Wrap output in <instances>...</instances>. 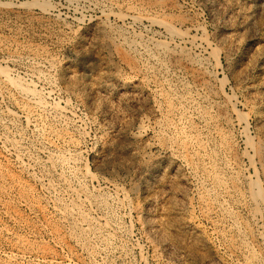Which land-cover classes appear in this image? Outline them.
<instances>
[{
    "label": "rangeland",
    "instance_id": "374dc122",
    "mask_svg": "<svg viewBox=\"0 0 264 264\" xmlns=\"http://www.w3.org/2000/svg\"><path fill=\"white\" fill-rule=\"evenodd\" d=\"M126 5L134 11L126 14ZM143 14L170 21L172 33ZM132 39L145 44L144 50L130 49ZM35 51L44 55L49 73L50 80H35L36 93L51 111L48 121L75 142L73 148L64 143L51 150H72L76 158L62 169L54 165L37 133L19 117L18 132L11 128L6 141L0 135V264H245L202 213L199 193L208 195L212 206L227 204L239 226L253 229L254 256L264 264L261 215L251 218L249 204L222 199L193 156L174 151L176 135L166 126L161 97L171 95L170 102L183 111L179 99L199 96L198 107L207 109L212 123L192 115V126L207 151L218 153L224 180L235 179L245 196L257 188L264 201L258 156L264 157V0H0V66L11 77L31 80L30 71L40 65ZM59 68L74 77L73 85L59 81ZM0 109H11L1 96ZM72 171L75 179L69 177ZM62 175L84 195L68 194ZM85 220L102 227L115 221L116 244L126 258L105 260ZM188 221L208 250L192 242Z\"/></svg>",
    "mask_w": 264,
    "mask_h": 264
},
{
    "label": "bare ground",
    "instance_id": "6f19581e",
    "mask_svg": "<svg viewBox=\"0 0 264 264\" xmlns=\"http://www.w3.org/2000/svg\"><path fill=\"white\" fill-rule=\"evenodd\" d=\"M66 1V0H65ZM111 2V1H110ZM34 5V4H33ZM37 5V4H36ZM128 5V4H127ZM125 6L124 10L127 13H130V12H133L134 9L131 8L130 6ZM137 9H140V8H137ZM142 10V9H141ZM136 11V10H135ZM144 11V10H143ZM138 12V11H137ZM142 12V11H141ZM145 13V12H144ZM148 14V13H147ZM147 14H143L145 16H141V18L143 19H148L152 24H155V25H161L165 30H167L166 32H169V33H172V30H171V27H170V24L169 22L167 23V21H163L161 19H159L158 17H152L151 15H147ZM138 15V14H137ZM131 16V15H130ZM140 17V16H138ZM139 18V19H141ZM165 18V17H164ZM138 19V18H137ZM133 20V19H132ZM147 20V21H148ZM136 21V20H134ZM132 21V22H134ZM150 24V23H149ZM151 24V25H152ZM103 25V23H102ZM105 27V26H104ZM109 27V26H107ZM111 27H109L108 29H110ZM103 29V28H102ZM126 31V30H125ZM102 32V31H101ZM121 32V31H120ZM124 32V31H123ZM105 33V31H104ZM113 33V32H112ZM126 33V32H125ZM175 33V32H174ZM109 34V33H108ZM117 34V33H116ZM133 34V33H132ZM167 35V34H166ZM103 36V35H102ZM107 36V35H106ZM121 36V35H120ZM120 36L117 35V37L120 38ZM136 37V35H134ZM169 37V35H167ZM174 37V35H172ZM177 37H181V35H176ZM175 36V37H176ZM187 36V35H186ZM183 37V41H186L188 40L187 38ZM111 37V36H110ZM117 37L113 38L116 39ZM126 37V36H125ZM105 39V38H104ZM110 39V38H108ZM123 39H125L123 37ZM128 39V38H127ZM139 39V37H138ZM141 39V38H140ZM176 39V38H174ZM179 39V38H178ZM107 40V38H106ZM121 42L124 41L122 40V37H121ZM150 40V39H149ZM152 40V39H151ZM172 40V39H170ZM109 41V40H108ZM113 41V40H112ZM128 40H126L127 42ZM142 41V39H141ZM147 41V39H146ZM2 42V41H1ZM110 42V41H109ZM107 42V43H109ZM125 42V44H126ZM139 42V41H138ZM148 42V41H147ZM4 43V42H3ZM130 43V44H129ZM144 43V42H143ZM142 43V44H143ZM151 43V42H150ZM12 44V43H11ZM16 44V43H15ZM110 44V43H109ZM114 44V43H113ZM128 44L131 46L130 49H133V50H137L138 48H141L144 50V45H141L139 43L136 42V40H130V42H128ZM192 44V43H191ZM10 45V44H9ZM17 45V44H16ZM20 45V44H19ZM111 45V44H110ZM124 45V44H123ZM155 45H156V42H155ZM193 45V44H192ZM3 46V45H1ZM127 46V45H126ZM157 46V45H156ZM164 47H166L165 45H163ZM162 46V47H163ZM9 47V46H8ZM11 47V46H10ZM23 47V46H21ZM27 47V46H26ZM155 47V46H153ZM158 47V46H157ZM16 48V47H15ZM105 48V47H104ZM111 48V47H110ZM129 48V47H128ZM150 48V47H149ZM159 48V47H158ZM12 49V48H11ZM14 49V48H13ZM26 49V48H25ZM121 49V48H120ZM17 50V49H16ZM15 50V51H16ZM19 50V49H18ZM122 50V49H121ZM129 50V49H128ZM129 50V52H132V53H135V51L133 52ZM139 50V49H138ZM150 50V49H149ZM161 50V49H160ZM13 51V50H12ZM20 51H22L20 49ZM26 51V50H25ZM24 51V52H25ZM29 51V50H28ZM147 51V49H146ZM154 51H155V48H154ZM165 51V50H164ZM179 51V50H178ZM183 51V50H182ZM19 52V51H18ZM23 52V51H22ZM32 52V51H30ZM115 53V51H113ZM145 52V51H144ZM162 52V51H161ZM166 52V51H165ZM184 52V51H183ZM11 53V52H10ZM37 53L35 56L37 57V59L39 60V62L37 64L40 63V65H37V66H33L32 68V72L31 73V80L30 79H22V78H14V77H11L9 75V72L10 71H7L8 69L6 67H2L0 66V96L5 99L8 104H10L11 106V109H6L5 111H2L0 109V132H2L0 135L2 136V138L6 141V140H9L8 139V136H5L8 131L10 132L11 128L18 132L19 131V127L20 125L18 126L16 124L17 120L16 118L19 117L21 119H23L26 124L28 125L27 127L31 128L35 134L37 133L36 135V139L39 140L40 144L42 145V149L44 151H50V153H48L49 155L51 154L50 156V162H54L53 164L54 165H57L58 167H60V169L63 168V166H65L66 164L68 165L69 162L75 160L76 158V155L75 153H73L72 150H62V151H58V153L56 154H53V151L51 150L52 148H56L58 147V144H67L69 147L73 148L75 146V142L73 141L74 139H72L66 132L61 131V129L59 130L58 127H56V125L54 123H51L49 122L48 120V116H50V110L47 108V105H46V102L45 100L43 99V97L39 96L37 93H36V89H35V84H36V81H48L50 80L49 79V73H45V68L44 66L46 65V60H45V57L44 55H41L39 53L41 52H36ZM128 53V52H127ZM158 53V52H157ZM156 53V54H157ZM179 53V52H178ZM34 54V53H33ZM138 54V53H137ZM140 54V53H139ZM146 54V53H145ZM153 54V53H152ZM10 55V54H9ZM30 54H28L29 56ZM141 55V54H140ZM159 55V54H157ZM148 56V55H147ZM155 56V55H154ZM160 56V55H159ZM166 56V55H165ZM213 56V55H212ZM26 57V56H25ZM33 57V56H32ZM112 57V56H111ZM146 57V56H145ZM150 57V56H148ZM158 57V56H157ZM198 58V57H197ZM34 59V58H33ZM130 59V58H129ZM153 59V58H151ZM157 59V58H156ZM160 59V58H159ZM212 59V58H211ZM131 60V59H130ZM162 60V59H161ZM160 60V62H161ZM32 61V60H31ZM145 61H146V58H145ZM156 61V60H155ZM163 61V60H162ZM201 61V60H200ZM29 62V61H28ZM196 62V60H195ZM158 63V62H157ZM164 64V62H162ZM161 63V64H162ZM31 64V63H30ZM59 64V63H58ZM145 64V63H144ZM149 64V62H148ZM160 64V63H159ZM162 64V65H163ZM33 65V64H32ZM31 65V66H32ZM62 65V64H61ZM68 65V64H67ZM152 65V64H151ZM116 66V65H115ZM150 66V65H148ZM62 67V66H61ZM146 67V66H145ZM153 67V66H152ZM157 67V66H156ZM159 67V66H158ZM149 68V67H148ZM117 69V68H116ZM150 69V68H149ZM159 69V68H158ZM162 69V68H161ZM31 70V69H30ZM47 70V69H46ZM148 70V69H147ZM149 71H152L151 69ZM157 71V70H156ZM165 71V70H164ZM148 73V72H147ZM162 74V73H161ZM79 75V74H78ZM161 76V75H160ZM58 79L61 83L63 84H68V85H73V79H69L67 77V74L65 72V70L59 68L58 70ZM36 80V81H35ZM77 82V80H76ZM74 82V83H76ZM160 82V81H159ZM50 84V83H49ZM77 84V83H76ZM75 84V85H76ZM161 84V83H160ZM163 84V83H162ZM156 85V84H155ZM164 85V84H163ZM170 87V86H169ZM208 87V86H207ZM159 89V88H157ZM163 89V88H161ZM169 90L170 92V89H167ZM159 92V90H158ZM161 92V90H160ZM159 92V93H160ZM163 92V90H162ZM165 92V91H164ZM168 92V91H167ZM168 92V93H169ZM157 93V91H156ZM174 93V92H173ZM172 93V94H173ZM176 93V91H175ZM186 93V92H185ZM40 94V93H39ZM180 94V93H179ZM189 94V92H188ZM161 97H163V99H165L166 101V118L164 119L166 121V126L173 132L172 134H175L176 137H175V141L173 142L174 145H173V149L174 151H184L187 155H189L191 158L193 156V160H195V164H196V167L200 168V170H202V172L206 175V178L209 180V184L214 188V191L216 190L218 193V196H221L222 199H237V203H238V200L239 201H243L242 203L244 205H247L249 204L250 206L248 207L249 209V214L251 215V218H256V214H259L261 215V220L264 222V209H262L263 206L262 205V202L263 199L262 197H260V192L257 190V188L252 192L250 193L248 196H245L243 194V192L241 193L240 190L238 189V186L235 185L234 181H236L234 179V181H230L229 182H226L223 178L222 175L223 172L219 169V167L217 168L216 166V162H217V157L215 155H217L216 153L212 154L210 152L207 151V148L205 146V143H204V140H202L199 135V132L197 130L194 129V124L192 126V121L193 119L195 118V116H198V118L202 119L207 125H209L210 123H212L210 121V117L207 118V113L206 110L205 112L201 111L200 108L199 109V105L197 103V98L196 97H199V96H185V97H182L181 99V102H180V99H179V103L180 104L179 106L180 107H183L185 110H181L180 108H178V105L177 107L173 104V102H170V96L166 93L165 95L163 93H161ZM154 96V95H153ZM183 96V95H182ZM160 97V96H159ZM204 97V96H203ZM45 98V97H44ZM175 97H173L174 99ZM176 99V98H175ZM157 100V99H155ZM154 101V100H153ZM159 102V101H158ZM163 102V100H162ZM161 102V103H162ZM175 102V100H174ZM204 102V101H203ZM95 103V102H94ZM202 103V102H201ZM48 104V103H47ZM160 104V103H159ZM49 105V104H48ZM51 107V106H50ZM52 110V109H51ZM54 110V109H53ZM57 110V108H56ZM188 110H191L189 112H191L189 115L186 114V112ZM164 111H165V108H164ZM57 112V111H56ZM55 112V114H56ZM62 113V112H61ZM54 114V116H55ZM192 115H194V118L192 117ZM210 115V114H209ZM59 116H61L59 114ZM206 117V118H205ZM57 119V118H56ZM51 120V118H50ZM199 120V119H198ZM213 120V119H212ZM7 121V122H6ZM53 121V120H52ZM214 121V120H213ZM19 122V121H18ZM59 123V122H58ZM204 123V124H205ZM19 124V123H18ZM165 124V123H164ZM214 124V123H213ZM163 127V126H162ZM217 127V126H216ZM189 128V129H188ZM215 128V127H213ZM219 128V127H218ZM22 129V128H21ZM164 129V128H163ZM185 129H188V130H191L190 133L186 134L185 132ZM167 129L165 128L164 131H166ZM169 130V131H170ZM211 130V129H210ZM215 130V133L213 132V134L216 135V137H218L220 139L223 138V135L221 134L222 130H218V129H214ZM213 130V131H214ZM163 131V132H164ZM168 131V130H167ZM12 132V131H11ZM22 132V131H21ZM161 132V131H159ZM162 132V133H163ZM188 132V131H187ZM14 133V132H13ZM166 133V132H165ZM212 133V132H211ZM5 134V135H4ZM171 134V135H172ZM210 134V133H209ZM9 135V134H8ZM170 135V134H169ZM171 135L169 137H171ZM10 136V135H9ZM13 136V134H12ZM11 136V137H12ZM15 136V135H14ZM138 136V135H137ZM204 136V135H203ZM20 137L17 135V138ZM33 137V136H32ZM205 137V136H204ZM211 137V136H210ZM16 138V139H17ZM21 138V137H20ZM35 138V137H34ZM136 138V137H135ZM164 138V137H163ZM167 138V137H166ZM165 138V139H166ZM206 138V137H205ZM11 139V138H10ZM14 139V138H13ZM35 139V140H36ZM174 139V137H173ZM211 139V138H210ZM215 139V138H213ZM212 139V140H213ZM22 140V139H21ZM20 140V141H21ZM168 140V139H167ZM169 140H172L171 138H169ZM221 140V139H220ZM30 141V140H29ZM32 141V139H31ZM165 143H166V140H164ZM228 141V140H227ZM16 142V141H15ZM170 142V141H169ZM214 142V141H212ZM216 142V141H215ZM220 142V141H219ZM218 142V143H219ZM222 142V141H221ZM14 143V142H13ZM18 143V142H17ZM30 143V142H29ZM228 143V142H227ZM38 144V143H37ZM172 144V143H170ZM220 144V143H219ZM219 144H217V146H219ZM225 144V142H224ZM18 145V144H17ZM15 145V146H17ZM11 146V145H10ZM213 146V145H212ZM216 146V147H217ZM12 147V146H11ZM21 148V146H19ZM33 147H34V144H33ZM168 147V146H167ZM171 147V145H170ZM214 147V146H213ZM225 147V146H224ZM19 148V149H20ZM24 148V146L22 147ZM40 148V147H39ZM210 148V147H209ZM223 148V147H222ZM12 149V148H11ZM30 149V148H29ZM35 149V147H34ZM213 149V148H212ZM221 149V148H219ZM218 149V150H219ZM225 149V148H224ZM222 149V150H224ZM232 149V148H231ZM14 150V149H13ZM28 149H25L24 151H26ZM42 150V151H43ZM59 150V149H58ZM215 150V148H214ZM41 151V150H40ZM52 151V153H51ZM57 151V150H56ZM172 151V150H171ZM170 151V152H171ZM210 151V150H209ZM212 151V150H211ZM14 152V151H13ZM17 152V151H16ZM224 152V151H223ZM222 152V153H223ZM227 152V151H226ZM180 153V152H179ZM184 153V156L182 155V157H185ZM17 154V153H16ZM26 154V153H25ZM32 154V153H30ZM182 154V153H181ZM227 154V153H226ZM18 155V154H17ZM262 154L259 153L258 156L260 158V161H261V173H262V177H264V157L263 155L261 156ZM23 156V155H22ZM220 156V155H219ZM30 157V156H29ZM28 157V158H29ZM32 157V155H31ZM109 157V156H108ZM222 157V156H221ZM47 158V157H46ZM154 159V158H153ZM224 159V158H223ZM77 160V159H76ZM187 160V159H186ZM185 160V161H186ZM44 161V160H43ZM191 161V160H190ZM234 161V160H233ZM47 162V160H46ZM45 162V163H46ZM75 162V161H74ZM187 162V161H186ZM193 162V161H192ZM219 162V161H218ZM44 163V162H43ZM151 163V162H150ZM156 163V160L152 163L154 164ZM234 163V162H233ZM75 164V163H74ZM119 164V163H118ZM191 164V162H190ZM232 164V163H231ZM231 164H226L227 166H231ZM53 165V166H54ZM193 165V164H192ZM39 166V165H38ZM51 166H52V163H51ZM237 166V165H235ZM67 167V166H66ZM71 167V166H70ZM151 167V166H150ZM195 167V168H196ZM225 167V166H224ZM46 169V168H45ZM53 169V168H52ZM73 169V168H72ZM77 169V168H76ZM153 169V168H152ZM225 169H228L225 167ZM231 169V168H230ZM61 171V170H60ZM59 171V172H60ZM70 171V170H69ZM231 171V170H229ZM48 172V171H47ZM197 172V171H196ZM67 173V172H66ZM70 175L69 177H72L73 179H75V176H74V171L72 172H68ZM67 173V174H68ZM79 173V172H78ZM232 173V172H231ZM231 173L229 174V176L231 175ZM85 175V174H84ZM200 175V174H199ZM203 175V176H204ZM82 176V175H81ZM86 176V175H85ZM229 176H227V178H229ZM235 176V175H234ZM79 177V176H78ZM231 177V176H230ZM233 177V176H232ZM231 177V178H232ZM60 184L64 187V189L68 192H71V193H74V195L76 194L75 192H77L76 190H79V189H74L73 186L69 185L66 183V180L68 179V176H65V175H62L60 176ZM80 178V177H79ZM199 179H202V176L201 178ZM230 179V178H229ZM203 180V179H202ZM201 180V181H202ZM205 180V179H204ZM203 180V181H204ZM78 181V180H77ZM79 182V181H78ZM84 182V181H83ZM200 183V182H199ZM203 183H207L208 182H203ZM237 183V181H236ZM78 184V183H77ZM81 184V183H80ZM83 185V184H82ZM202 186V183L199 184ZM209 185V186H210ZM85 187V185H83ZM82 186H80L79 188H81ZM200 187V186H199ZM211 187V189H212ZM83 188V187H82ZM201 188V187H200ZM252 188V187H251ZM254 188V187H253ZM135 189V188H134ZM198 189V188H197ZM206 189V188H204ZM210 189V188H209ZM208 189V190H209ZM49 190V189H48ZM243 190V189H242ZM80 191V190H79ZM137 191V190H136ZM204 191V190H203ZM202 191V192H203ZM211 191V190H210ZM245 191V190H243ZM200 192V191H199ZM209 191H206L205 193H208ZM212 192V191H211ZM79 193H83L84 195V192L81 190ZM198 193V191L196 192ZM214 192L211 193V195L213 194ZM88 194V193H87ZM198 195V194H197ZM74 197V196H73ZM72 197V198H73ZM200 198V206H201V211L202 213H204L206 215L207 218L211 219L212 222H213V225H214V228L217 230L219 236L223 239V241L226 243V245L228 246V248H230L232 250L233 253H236L237 255L241 256L245 262V264H259V258H256V256H254V250H253V243L257 241L256 237L252 236L251 233H252V230H251V227L249 225H246V226H239V222L237 221L236 219V215L235 216V219L233 218V216H231L229 213L230 211L228 212V209H226L227 207V204L226 206H222V201H218L217 204L221 203L220 206H212L210 204V201L209 200V196L208 195H205V194H201L199 193V196ZM75 199L77 200V197H75ZM74 199V200H75ZM86 199V198H85ZM95 199V198H94ZM97 199V198H96ZM216 199V197H215ZM78 200L80 201V199L78 198ZM102 200V199H101ZM214 200V199H213ZM232 200V201H233ZM78 201V202H79ZM105 201V200H104ZM199 201V200H198ZM230 201V200H229ZM84 202V200H83ZM217 202V201H216ZM225 202V201H224ZM228 202V201H227ZM264 202V201H263ZM93 203V202H92ZM108 203V202H106ZM241 203V204H242ZM71 204H73L71 202ZM83 204V203H82ZM90 204V203H89ZM102 204V203H101ZM104 204V203H103ZM225 204V203H224ZM240 204V202L238 203ZM76 205V204H75ZM81 205V203H80ZM100 205V204H99ZM87 206V205H85ZM84 206V207H85ZM106 206V205H105ZM64 207V206H63ZM70 207V206H69ZM76 207V206H74ZM78 207V206H77ZM81 207V206H80ZM66 207H64L65 209ZM79 208V207H78ZM95 208V207H94ZM102 208V207H101ZM247 208V207H246ZM71 209V208H70ZM63 210V209H62ZM72 210V209H71ZM83 210V209H82ZM67 211V210H66ZM69 211V210H68ZM76 211V210H75ZM78 211V209H77ZM81 211V210H80ZM200 211V212H201ZM74 212V211H73ZM82 212V211H81ZM84 212V211H83ZM87 212V211H86ZM86 212H85V215H86ZM105 212V211H104ZM178 212V211H177ZM65 213V211L63 212ZM232 213V212H231ZM234 213V212H233ZM76 214V213H74ZM84 214V213H83ZM203 214V215H204ZM67 215V213H66ZM69 216V215H68ZM77 216V215H76ZM83 217V216H82ZM81 217V218H82ZM90 218V217H89ZM83 219V218H82ZM87 219V218H86ZM91 219V218H90ZM80 221V220H79ZM84 221V219L82 220ZM257 221V219H256ZM86 222V220H85ZM96 222V223H95ZM255 222V221H254ZM84 223V222H83ZM108 223V222H107ZM114 224H105L107 225H104V227L100 226L99 225V222L98 221H87L86 222V226L88 227L86 230H89L91 232V238H93L92 240L95 241L96 245L98 246L99 250L101 251V254L102 256L106 259H110V258H115V259H125L126 258V252L124 250V248H122L121 246H118L116 244V240H115V234L117 233L118 231V226L115 224V221L113 222ZM242 223V222H241ZM261 223V222H260ZM180 224V222H179ZM182 224V223H181ZM243 224V223H242ZM177 225V224H176ZM183 225V224H182ZM181 225V226H182ZM188 225L192 227V234H193V240L192 242L195 243V245L197 244L198 246H200L204 251H206V249L208 250V242L204 239H202L201 237V232L200 230L192 225L191 222L188 221ZM176 228V227H175ZM256 228V227H255ZM264 229V227H263ZM215 230V231H216ZM90 232H88L90 234ZM87 233V232H86ZM175 235V234H174ZM88 236V235H87ZM164 236V235H163ZM86 237V236H85ZM175 238V236H174ZM178 238V237H177ZM89 239V238H87ZM90 240V239H89ZM91 241V240H90ZM157 241V240H156ZM180 241V240H179ZM261 241H264V240H261ZM92 243V241H91ZM261 243V242H260ZM169 244V243H168ZM172 244V243H171ZM182 244V243H181ZM96 246V247H97ZM169 246V245H168ZM172 246V245H171ZM169 246V247H171ZM192 246V245H191ZM256 246V245H255ZM193 247V246H192ZM199 247V248H200ZM196 248V247H195ZM200 248V250H201ZM260 248V247H258ZM263 248V247H262ZM166 249V247H165ZM197 249V248H196ZM168 250V249H167ZM171 250V249H170ZM193 250V249H192ZM261 251V250H260ZM216 253V252H215ZM262 253H264V251H262ZM199 256V255H198ZM216 258H217V254H215ZM259 256V254L257 255ZM218 259V258H217ZM262 260V259H261ZM264 262V261H263Z\"/></svg>",
    "mask_w": 264,
    "mask_h": 264
}]
</instances>
